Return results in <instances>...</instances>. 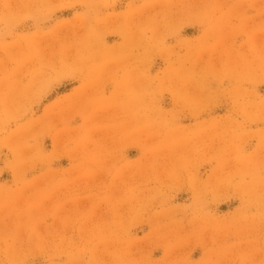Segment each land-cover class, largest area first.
<instances>
[{
    "label": "rangeland",
    "instance_id": "374dc122",
    "mask_svg": "<svg viewBox=\"0 0 264 264\" xmlns=\"http://www.w3.org/2000/svg\"><path fill=\"white\" fill-rule=\"evenodd\" d=\"M0 264H264V0H0Z\"/></svg>",
    "mask_w": 264,
    "mask_h": 264
}]
</instances>
